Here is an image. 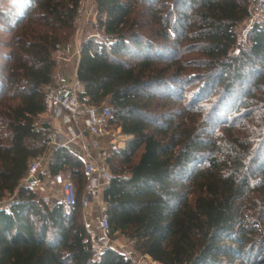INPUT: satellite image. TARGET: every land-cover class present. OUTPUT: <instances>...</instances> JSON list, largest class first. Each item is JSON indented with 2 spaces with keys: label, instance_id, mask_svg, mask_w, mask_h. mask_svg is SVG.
Listing matches in <instances>:
<instances>
[{
  "label": "trees",
  "instance_id": "1",
  "mask_svg": "<svg viewBox=\"0 0 264 264\" xmlns=\"http://www.w3.org/2000/svg\"><path fill=\"white\" fill-rule=\"evenodd\" d=\"M82 1L0 0V264H133L113 247L96 256L81 206L85 161L71 145L55 148L47 167L73 180L74 202H51L23 182L29 160L50 152L52 124L37 115ZM254 1L94 2L78 99L110 108L106 130L120 128L102 202L136 258L264 261L263 16L240 41Z\"/></svg>",
  "mask_w": 264,
  "mask_h": 264
},
{
  "label": "built area",
  "instance_id": "2",
  "mask_svg": "<svg viewBox=\"0 0 264 264\" xmlns=\"http://www.w3.org/2000/svg\"><path fill=\"white\" fill-rule=\"evenodd\" d=\"M85 7L86 5L80 13L82 16H84L82 13ZM261 16L264 17V0H255L250 22L242 29L240 41L246 40V31L251 22ZM77 54L79 55V50ZM78 91L79 82L77 79L72 80L68 86H50L45 90V109L38 117L41 115L46 117L48 115L51 121L58 122L56 126L52 125V131L47 136V144L50 146L49 153L59 146L68 145H71V149L77 152L78 155L79 151L73 148L74 145H78L85 150V158H88V162L85 163L83 171L87 180L82 191L81 206L82 208L96 207L101 216L99 236L92 238L96 256L98 257L103 249L113 247L123 254L125 258L131 259L133 264H164L162 260H156L147 254L136 258L133 255V241L119 233L111 232L110 224L106 218V207L102 200L99 199L101 190L104 189L111 178L107 165H105L108 151L106 153L99 152L97 156H93L86 149V144L81 141L86 133L96 139L107 138L109 131L106 130V123L110 115V108L104 107L99 110L92 108L89 117L82 122L83 130L79 129L78 123L80 122L81 113L87 107L80 104ZM94 145L97 144L95 143ZM115 148V144L111 143L109 149L114 150ZM42 162L43 157L29 160L23 182L29 188L37 190L45 197L49 193L48 199L51 202L67 203V191H69L71 200H73L69 203L74 202L76 192L71 178L64 173L56 174L53 176L54 184L52 185L42 170ZM2 205L4 206L6 203H0V208H2ZM121 238H124V243L121 242Z\"/></svg>",
  "mask_w": 264,
  "mask_h": 264
},
{
  "label": "crops",
  "instance_id": "3",
  "mask_svg": "<svg viewBox=\"0 0 264 264\" xmlns=\"http://www.w3.org/2000/svg\"><path fill=\"white\" fill-rule=\"evenodd\" d=\"M82 7L80 10H83V7L86 5L84 2L85 0L82 1ZM95 6V5H94ZM95 8L93 10H91V13L95 14ZM95 20V17H91V15L87 18H85L84 16H82L80 14L79 16V27H78V31L76 33V35L72 38V40L65 44L62 45L60 47V49L58 50V52L56 53L57 56V68L55 71V84L56 85H65L67 83H69L70 81L76 79V62L79 58V55L77 54L78 50L80 49V46L82 45V43L84 42L85 39H87L88 37L91 36H95V32L91 35V30L94 29V25H93V21ZM89 21L92 23L91 26H89L90 24ZM84 22L87 23V27H84ZM90 30V31H89ZM92 108L87 107L86 110L82 111L81 116H80V122L78 123V128L83 130L82 127V122L89 117V115L91 114ZM54 124H52L53 126H56L58 124L57 121H53ZM52 123V121H51ZM81 141H83L84 144H86V149H88L93 156H97L99 154V152H104L106 153L109 150V141L107 138H101V139H96L94 136L89 135V134H85ZM77 144H79L78 142H75ZM97 145H94V144ZM109 144V145H108ZM77 145H74L73 148L76 150ZM85 147V145H84ZM83 149V148H82ZM78 150V149H77ZM83 155L82 153L79 152V155L83 157L85 163L88 162V158H85V150L83 149ZM50 161V155L48 158V161L46 160V163L43 164L42 166V170H46L48 172V163ZM103 165V163H101ZM106 165V164H105ZM45 173V171H44ZM46 174V173H45ZM99 199L102 200V193L99 194ZM84 216L87 222V226L88 228L91 227H95L96 225H99V221L101 219V216L99 214V211L91 206L87 209L84 210ZM99 217V219H98ZM91 233V232H90ZM124 240V238H123Z\"/></svg>",
  "mask_w": 264,
  "mask_h": 264
},
{
  "label": "rangeland",
  "instance_id": "4",
  "mask_svg": "<svg viewBox=\"0 0 264 264\" xmlns=\"http://www.w3.org/2000/svg\"><path fill=\"white\" fill-rule=\"evenodd\" d=\"M8 2H10V0H8ZM7 3V0H3V3H1V4H6ZM85 4H86V7H85V10H84V12L82 13L83 15H84V17L85 18H87V17H89L90 15H91V17L93 18V17H95V14L93 13H91V10H93L94 8H95V6H94V0H85V2H84ZM91 22L89 21V23L88 24H90ZM92 25V23L89 25V26H91ZM93 25H94V29L93 30H91V35L95 32V34H96V30H97V28H96V23H95V20L93 21ZM84 27H87V23L86 22H84ZM1 29V28H0ZM90 31V30H89ZM4 40V36H3V33H1V30H0V41H3ZM2 46L0 45V51H3V50H6V48L7 47H4V48H1ZM57 61H58V59H57ZM5 64H7V61L4 59V58H1V56H0V83H2L3 81H4V78H5V74H6V70H5ZM56 68H57V65H56ZM55 71H56V69H55ZM54 71V72H55ZM71 84V81L69 82V83H67V84H65V85H56L57 87H63V86H68V85H70ZM55 86V85H54ZM104 107V106H103ZM103 107H101V108H103ZM95 110H99V109H95ZM37 118L39 119V121H48L49 123H51V119L48 117V115L46 116V117H42V115L40 116V117H38V115H37ZM51 124H54V122L52 121V123ZM109 131V135L107 136V139H108V141H109V144L110 143H112V141H114V143L113 144H115V146L117 147V144H119V141H121L123 138H122V136L120 135V137L118 136L119 135V131H120V128H118V129H115V130H113L114 131V133H113V131L112 130H108ZM113 134V135H112ZM108 144V145H109ZM76 149H78V151L80 152V153H82V155H83V151H82V149L77 145L76 147H75ZM110 151V149L108 150V152ZM49 155H50V153L48 154V156H44L43 157V162H42V166H43V164L44 163H46V160L48 161V158H49ZM41 166V167H42ZM45 171V173H46V177L48 178V181L53 185L54 184V179H53V176H50L49 174H48V172L46 171V170H44ZM72 180V179H71ZM73 181V180H72ZM103 192V189L101 190V192L100 193H102ZM46 197L48 198L49 197V193H47V195H46ZM71 201H73V200H71ZM70 201V202H71ZM67 203H69V202H67ZM96 208V207H95ZM85 209H87V208H83V213H84V210ZM97 209V208H96ZM98 210V209H97ZM84 218H85V216H84ZM98 219H99V217H98ZM85 221H86V219H85ZM86 225H87V222H86ZM88 227V226H87ZM88 231L89 232H91L90 233V235L92 236V238H97L98 236H99V233H100V230H99V225H96L95 227H91V228H88ZM113 233V232H112ZM121 242H123L124 243V240H123V238H121ZM260 264H264V261L263 262H261Z\"/></svg>",
  "mask_w": 264,
  "mask_h": 264
},
{
  "label": "bare ground",
  "instance_id": "5",
  "mask_svg": "<svg viewBox=\"0 0 264 264\" xmlns=\"http://www.w3.org/2000/svg\"><path fill=\"white\" fill-rule=\"evenodd\" d=\"M66 200H67L68 202L71 201V196H70V192H69V191H67V198H66Z\"/></svg>",
  "mask_w": 264,
  "mask_h": 264
},
{
  "label": "water",
  "instance_id": "6",
  "mask_svg": "<svg viewBox=\"0 0 264 264\" xmlns=\"http://www.w3.org/2000/svg\"><path fill=\"white\" fill-rule=\"evenodd\" d=\"M96 0H94V2H95Z\"/></svg>",
  "mask_w": 264,
  "mask_h": 264
}]
</instances>
